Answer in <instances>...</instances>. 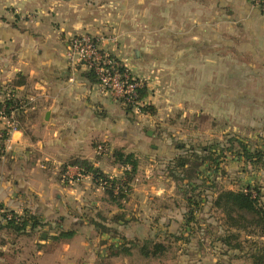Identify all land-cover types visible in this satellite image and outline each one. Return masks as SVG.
Masks as SVG:
<instances>
[{
	"label": "crops",
	"instance_id": "crops-1",
	"mask_svg": "<svg viewBox=\"0 0 264 264\" xmlns=\"http://www.w3.org/2000/svg\"><path fill=\"white\" fill-rule=\"evenodd\" d=\"M111 1L0 0V103L8 98L20 101L13 129L1 143L0 264H120L122 256L132 255L163 263L165 252L143 256L138 247L146 241L163 243L183 223L186 204L170 171L181 152L169 141L151 139L156 135L151 128L162 113L148 83L143 101L155 113L127 112L102 93L87 71L71 67L65 58L69 39L84 33L90 26L87 19L106 11ZM220 1L235 3L240 19L258 15L246 0ZM101 30L93 36L123 60L134 77L149 75L139 51L122 39L114 48ZM117 34L121 38L124 32ZM211 60L205 59L204 65ZM98 146L105 151L98 153ZM116 151L132 154L137 161L120 207L107 201L90 175L72 184L63 180L66 166L83 162L125 182L130 167L115 162ZM3 211L33 216L40 226L12 232L4 228ZM92 221L115 233H100ZM59 232L74 236L55 239ZM121 239L138 245L128 254L111 255L108 245H118Z\"/></svg>",
	"mask_w": 264,
	"mask_h": 264
},
{
	"label": "rangeland",
	"instance_id": "rangeland-1",
	"mask_svg": "<svg viewBox=\"0 0 264 264\" xmlns=\"http://www.w3.org/2000/svg\"><path fill=\"white\" fill-rule=\"evenodd\" d=\"M235 5L220 0H115L98 17L87 19L91 27L84 33L95 35L102 29L106 37L123 31L119 40L142 54L150 72L144 78L148 92L157 96L162 113L151 139L221 153L215 188H257L264 203V158L252 166L224 151L232 138L251 151L264 148V15L249 7L258 15L240 19ZM209 57L212 64L204 65ZM202 195L207 197L195 215L197 223L189 232L180 226L175 235L180 240L165 238L163 263L132 255L122 256L120 264H126L124 259L139 264H251L246 252L254 242L264 245V238H246L241 232L242 252L227 251L219 240L225 216L212 208L211 191Z\"/></svg>",
	"mask_w": 264,
	"mask_h": 264
},
{
	"label": "trees",
	"instance_id": "trees-1",
	"mask_svg": "<svg viewBox=\"0 0 264 264\" xmlns=\"http://www.w3.org/2000/svg\"><path fill=\"white\" fill-rule=\"evenodd\" d=\"M87 77L91 81L96 82V77L91 71H87ZM147 95V88L144 86L138 90V100H142ZM127 112L131 111V105H123ZM0 108L4 109L6 116L14 110L18 111L20 108V101L13 98H8L4 102L0 103ZM139 110L144 113L154 114V108L150 106L140 107ZM0 152L1 143L8 138V134L5 129L0 131ZM229 146L224 150L229 151L237 156L244 163H249L255 166L261 163L264 158V148L262 150L255 149L249 150V147L237 139H229L227 141ZM234 145H236L234 147ZM216 148V146H215ZM183 151L182 155L176 157L171 165V176L178 184L181 185L180 192L186 203V212L183 217V223L181 227L185 229L184 232H189L190 226L195 225L197 220L195 215L202 210V206L206 201V197H202L204 192L211 191V206L217 211H220L225 216L224 220V234L220 236V242L223 248L229 250H239L242 252V243L238 240L240 233H245L246 238H264V203L260 202L261 195L257 188L251 189L249 186L244 189H216L214 178L219 173V160L224 156L221 153L214 156L212 153L214 150L180 147ZM211 151V154L208 153ZM223 154V151H222ZM114 160L116 163L123 166H129V171H125L126 181H116L105 176L102 172L88 166L87 163L75 162L71 165L77 166L82 170V174L90 175L92 180L104 189V193L107 197V201L111 204H115L117 207L121 206V201L125 199L126 192L128 191L127 182L137 167V161L132 154H124L120 151H116L114 154ZM7 215L11 217L8 218ZM1 220L4 223V228L15 232L23 233L27 227L34 229L40 226V223L33 216H18L12 212L3 211L1 214ZM92 226L100 233L113 232L104 225L92 221ZM115 233V232H113ZM74 236V232H59L55 239L68 240ZM170 238L180 240L175 235H171ZM234 241V242H232ZM232 242V243H231ZM133 241H125L121 239V243L118 245L110 244L107 249L111 255L118 253H126L131 248L136 247ZM139 252L143 256H155L161 252H166V247L163 243H156L154 241H146L142 246L138 247ZM246 254L251 258V264H264V245H260L254 242L251 245L248 253Z\"/></svg>",
	"mask_w": 264,
	"mask_h": 264
},
{
	"label": "built area",
	"instance_id": "built-area-1",
	"mask_svg": "<svg viewBox=\"0 0 264 264\" xmlns=\"http://www.w3.org/2000/svg\"><path fill=\"white\" fill-rule=\"evenodd\" d=\"M253 8L264 14V0H246ZM114 48L118 45V34H112L106 38ZM65 58L71 67H81L85 71H91L96 77V83L102 93L109 95L122 105H131L135 114H141L140 107H144V101L138 100V90L146 87L144 79L134 77L126 63L115 56L112 51L102 46V40L88 33H80L72 36L65 48ZM15 111L8 116L4 109L0 108V124L9 134L13 129ZM1 136V135H0ZM105 147L98 146L97 152L102 153ZM82 170L77 166H66L62 175L63 180L72 184L82 176ZM1 211V208H0ZM10 218V215H7Z\"/></svg>",
	"mask_w": 264,
	"mask_h": 264
},
{
	"label": "water",
	"instance_id": "water-1",
	"mask_svg": "<svg viewBox=\"0 0 264 264\" xmlns=\"http://www.w3.org/2000/svg\"><path fill=\"white\" fill-rule=\"evenodd\" d=\"M151 135V133H149Z\"/></svg>",
	"mask_w": 264,
	"mask_h": 264
}]
</instances>
